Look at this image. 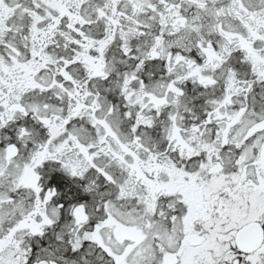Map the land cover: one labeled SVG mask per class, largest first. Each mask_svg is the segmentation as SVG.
I'll return each mask as SVG.
<instances>
[{
  "label": "snow or ice",
  "instance_id": "snow-or-ice-1",
  "mask_svg": "<svg viewBox=\"0 0 264 264\" xmlns=\"http://www.w3.org/2000/svg\"><path fill=\"white\" fill-rule=\"evenodd\" d=\"M0 264H264V0H0Z\"/></svg>",
  "mask_w": 264,
  "mask_h": 264
}]
</instances>
